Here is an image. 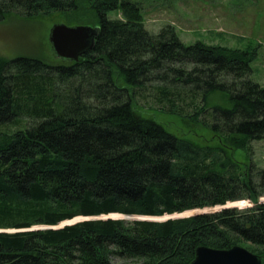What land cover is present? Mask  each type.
Masks as SVG:
<instances>
[{
    "label": "trees",
    "instance_id": "16d2710c",
    "mask_svg": "<svg viewBox=\"0 0 264 264\" xmlns=\"http://www.w3.org/2000/svg\"><path fill=\"white\" fill-rule=\"evenodd\" d=\"M55 15L98 35L78 62L0 58V264H192L199 247L246 243L264 259V172L235 159L264 140L257 50L185 45L173 25L153 35L132 0H0V23ZM153 108L210 129L213 144L139 113ZM243 200L255 206L96 219ZM78 217L90 219L58 227Z\"/></svg>",
    "mask_w": 264,
    "mask_h": 264
},
{
    "label": "rangeland",
    "instance_id": "374dc122",
    "mask_svg": "<svg viewBox=\"0 0 264 264\" xmlns=\"http://www.w3.org/2000/svg\"><path fill=\"white\" fill-rule=\"evenodd\" d=\"M132 1L142 7L145 27L153 35H157L164 27L173 25L185 45L202 42L207 45H219L233 49H256L258 56L252 63L251 80L264 88V0ZM110 16L112 18L121 17L119 13L110 14ZM57 24L69 26L58 15L30 20L16 16L10 17L0 23V58L12 60L18 57H31L50 65L65 63L64 60L56 56L49 42L51 29ZM213 101V103H221L217 96ZM139 113L162 125L169 133L177 137L203 146L213 144L211 130L206 127L191 125L188 121L157 108L141 109ZM28 124L29 122L25 121L22 126ZM235 159L243 164L251 165L252 173L255 176L261 174L264 172V140L251 144L250 156L244 151H238ZM262 178L261 176L260 180ZM259 204H264V195L259 198ZM254 206L250 200H243L229 203L223 207L243 210ZM223 207L193 210L163 217H128L111 214L96 219L166 221L187 218L195 214L214 213L222 210ZM86 219L90 218L78 217L72 221L64 222L58 227L76 224ZM33 229H45V227L36 226ZM241 247L247 250L253 249L249 243ZM111 261L112 264L146 263L144 259L132 260L118 257H112Z\"/></svg>",
    "mask_w": 264,
    "mask_h": 264
},
{
    "label": "water",
    "instance_id": "95a60500",
    "mask_svg": "<svg viewBox=\"0 0 264 264\" xmlns=\"http://www.w3.org/2000/svg\"><path fill=\"white\" fill-rule=\"evenodd\" d=\"M97 35V30L89 26L57 24L51 29L49 42L57 57L64 61L78 62L94 47ZM192 264H264V259L241 246L228 250L199 247Z\"/></svg>",
    "mask_w": 264,
    "mask_h": 264
}]
</instances>
